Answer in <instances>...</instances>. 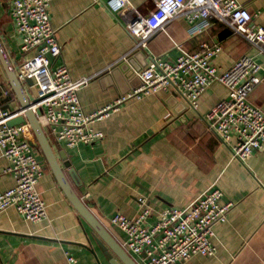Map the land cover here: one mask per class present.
Returning <instances> with one entry per match:
<instances>
[{"label":"crops","instance_id":"0c3cea01","mask_svg":"<svg viewBox=\"0 0 264 264\" xmlns=\"http://www.w3.org/2000/svg\"><path fill=\"white\" fill-rule=\"evenodd\" d=\"M108 1L50 3L51 22L62 45V56L54 58L52 66L65 63L73 78L92 77L79 91L87 114L103 110L141 84L132 67L119 68L125 56L140 50L133 51L137 40L124 19L109 9ZM129 1L147 15L158 0ZM238 1L255 24L264 26V0ZM188 27L184 17L171 21L149 40L144 55L138 53L134 65L146 66L151 56L175 60L180 54L177 44L190 51L219 44L222 50L215 64L220 71L243 55L262 65V81L249 101L264 111V52L216 20L200 35L191 36ZM0 39L15 68L21 39L14 29L11 0H0ZM227 95L223 84L214 83L201 95L198 110L173 91L122 103L119 110L93 123L105 137L92 146L69 148L44 128L77 196L138 264L140 259L125 248V234L110 224L112 215L136 216L137 199L143 195L158 211L187 207L215 188L223 191L222 203H235L226 222L215 226L216 254L197 255L186 264H264V148L245 162L234 159L230 147L205 120ZM9 106L17 109L20 104L0 62V111H9ZM30 140L35 141L33 134ZM61 152L67 155L65 160ZM38 156L45 167L38 190L48 205V219L28 221L13 207L0 213V264H66L67 251L78 264H124L108 246L113 258L106 256L98 234L70 201L39 148ZM8 164L0 150V191L15 185L14 176L5 173Z\"/></svg>","mask_w":264,"mask_h":264},{"label":"built area","instance_id":"2783aa9c","mask_svg":"<svg viewBox=\"0 0 264 264\" xmlns=\"http://www.w3.org/2000/svg\"><path fill=\"white\" fill-rule=\"evenodd\" d=\"M52 1L11 0V17L21 39L15 67L18 79L22 83L33 81L41 98L33 109L43 127L59 142L69 148L95 145L105 137L104 132L93 127L96 120L119 110L122 103L160 91H173L198 110L201 95L214 83H221L228 95L207 112L208 129L230 147L234 159L242 162L264 148V111L249 101L262 81V65L254 57L243 55L230 68L220 71L215 64L222 50L219 44H204L203 50L196 51L177 44L180 54L175 60L151 56L138 73L139 87L103 110L87 114L79 91L92 77L73 78L65 63L52 66V60L62 56V45L50 17ZM107 5L124 19L137 40L133 51L147 48L156 33L165 31L176 18L184 17L191 36L200 35L216 20L264 52V26L255 24L253 15L238 0H158L147 15L141 14L129 0H109ZM4 93L8 95L9 91ZM17 115L0 111V150L9 162L5 173L15 178L13 187L0 191V213L13 207L26 220L43 222L49 216L48 205L38 183L45 167L38 148L31 143L30 124L8 125ZM223 195L221 189L215 188L187 207L168 206L158 211L143 195L137 199L140 210L136 216L115 213L109 221L125 234V248L141 264H186L194 256L216 254L212 240L215 226L226 222L235 204L222 203ZM66 259V264H78L69 251Z\"/></svg>","mask_w":264,"mask_h":264},{"label":"water","instance_id":"95a60500","mask_svg":"<svg viewBox=\"0 0 264 264\" xmlns=\"http://www.w3.org/2000/svg\"><path fill=\"white\" fill-rule=\"evenodd\" d=\"M144 55L143 50L141 49L137 53L133 54L126 59H122L124 64L119 65V68H125L126 66L132 67L133 72L138 73L145 67H136L133 63V59H137L139 54ZM0 62L3 69L6 72V75L9 79L10 85L15 92L17 99L19 101V108L13 109L9 106L7 109L11 112L12 115L18 114L16 117L8 121V125H18L28 122L32 128L33 136L35 141L31 142L33 146L39 148L44 157L46 158L49 166L56 175L60 185L65 191L66 195L73 203L75 208L79 213L88 221V223L94 228L98 234V242L101 245L103 251L109 259H112V255L108 252L107 247H110L112 251L118 256V258L124 264H138L135 259L115 240V238L110 234V232L105 228V226L96 218V216L90 211L89 206L85 204L76 194L69 181L66 178L64 169L62 168L57 155L51 145L49 137L46 134V131L37 117L33 105L37 104L41 98L38 97L37 89L33 86V81L28 79L25 83H22L17 76L16 70L8 56V53L4 49L1 39H0ZM139 78V77H138ZM60 156L63 160L66 159L65 152H61ZM67 165V163L65 164ZM70 173L74 177V173L71 170ZM75 178V177H74Z\"/></svg>","mask_w":264,"mask_h":264}]
</instances>
